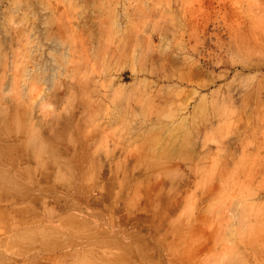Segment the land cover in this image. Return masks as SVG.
I'll list each match as a JSON object with an SVG mask.
<instances>
[{
	"label": "rangeland",
	"instance_id": "rangeland-1",
	"mask_svg": "<svg viewBox=\"0 0 264 264\" xmlns=\"http://www.w3.org/2000/svg\"><path fill=\"white\" fill-rule=\"evenodd\" d=\"M0 264H264V0H0Z\"/></svg>",
	"mask_w": 264,
	"mask_h": 264
},
{
	"label": "bare ground",
	"instance_id": "bare-ground-1",
	"mask_svg": "<svg viewBox=\"0 0 264 264\" xmlns=\"http://www.w3.org/2000/svg\"><path fill=\"white\" fill-rule=\"evenodd\" d=\"M188 67V66H187ZM193 72V71H192ZM197 72H199L198 70H197ZM197 72H195V74L197 73ZM193 76V75H192Z\"/></svg>",
	"mask_w": 264,
	"mask_h": 264
}]
</instances>
